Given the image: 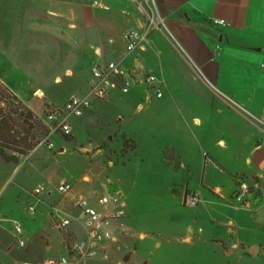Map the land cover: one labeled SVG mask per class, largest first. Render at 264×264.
<instances>
[{
  "label": "rangeland",
  "instance_id": "374dc122",
  "mask_svg": "<svg viewBox=\"0 0 264 264\" xmlns=\"http://www.w3.org/2000/svg\"><path fill=\"white\" fill-rule=\"evenodd\" d=\"M27 5L32 9L41 3L0 0V80L8 89L17 92L9 89L18 102L44 122L46 115L62 109L71 95L80 96L81 92L71 86L66 72L71 70L81 82L78 72L79 69L86 70V65L80 66L73 45L62 43L63 48L59 51L58 45L55 51L52 36L30 27L32 23L33 26L39 23L19 20L20 14L13 11ZM163 52L172 54L175 50L166 45ZM137 57L141 77L152 75L158 81L169 73L165 68L168 66L160 64L154 53ZM172 61V67L184 68L177 57H172ZM154 64L161 66L162 72L160 68L152 70ZM122 66L129 74L134 68L133 64ZM178 71L177 78L168 76L161 85L163 99L156 96L158 84L148 96L147 86L129 76L132 88L128 94L114 90L96 111L79 118L72 117L73 136L66 138L59 133L50 136L53 150L42 142L28 156L21 158L18 165L0 159V238L3 248L13 242L11 253L2 251L0 254V264L44 261L15 255L24 250L16 242L13 226L16 222L22 226L27 247L31 245L28 238H35L37 247L42 246L44 259L66 257L71 264H77L67 249L83 235H76L75 226L59 230L56 222L69 218L83 225L85 220L74 208L73 200L82 197L90 206L101 209L97 201L105 194V186L110 193L121 195L126 203V216L111 225L114 237L106 243L108 259H103L101 253L96 258L82 260L81 264H264V251L258 256H249L228 249L234 240L233 232H236L235 226L229 224V218L235 216L233 209L211 201L196 215L194 210L184 208L179 199L172 197V183L182 182V175H176L169 166L162 165L164 155L158 150L165 143L163 122L168 114L154 111L146 114L145 107L148 101L155 105L175 100L170 92L174 85L171 81L176 80L184 87L186 83L180 79L191 81L188 76H180L182 70ZM57 76L61 82L54 81ZM176 91L179 90L176 88ZM178 96L176 94L179 101ZM141 106L144 109L139 112ZM175 113V117L181 118L178 112ZM133 140L138 144L134 151L130 148L135 144ZM194 159L198 161L197 156ZM172 166L178 168L175 164ZM64 180L73 189L62 194L57 188ZM36 188L44 191L41 204L32 214L28 212V206L37 204L36 198L32 197ZM191 229L195 236L193 242H183ZM217 235L224 236L223 243L227 248L217 245L215 240L220 239L215 238ZM46 246L50 251L47 248L44 251Z\"/></svg>",
  "mask_w": 264,
  "mask_h": 264
},
{
  "label": "crops",
  "instance_id": "0c3cea01",
  "mask_svg": "<svg viewBox=\"0 0 264 264\" xmlns=\"http://www.w3.org/2000/svg\"><path fill=\"white\" fill-rule=\"evenodd\" d=\"M35 1L41 5L32 9H29V5L25 8L20 6L13 13L20 14L19 20L30 19L39 23L36 27L32 23L30 27L52 36L55 51L58 45L59 51L63 48L62 43L76 48L80 66L86 65V70L79 69L81 82L76 80L71 70L66 74L71 86L81 92L80 96L88 91L94 64H133L132 70L141 74L137 69V56L140 55H157L160 64L162 62L164 67L168 66L165 67L169 71L165 79L168 76L177 78L178 70H182L181 77H190L191 81L187 77L180 79V82L186 83L185 87L176 80L171 81L174 85H171L170 92L175 99L172 103L168 101L152 105L148 101L145 107L146 114L150 111L168 114L163 122L165 143L158 150L170 156L167 160L162 159V165L166 168L169 166L176 175H182V182L172 183V197L179 199L183 206L182 199L187 192H200L202 203L192 209L196 215L203 210L204 204L211 201H218L221 206L233 209L235 216L229 218V224L235 226L236 232H233L234 240L229 243L228 249L240 251L236 246L241 244L260 246L258 255L262 254L264 0H99L110 10L94 7L96 0ZM153 2L165 20V26L153 29L147 40L129 52L125 33L131 29L141 33L146 31ZM215 20L230 25L218 26L214 24ZM166 45L175 52L164 54ZM172 57H177L184 68L172 67ZM155 66L152 70L160 68L162 72L161 66ZM75 70H78V66H75ZM165 79L157 81L155 78V84L159 86L156 89L162 95L158 99L164 98L161 85L165 84ZM54 81L61 82V78L57 76ZM145 92L149 96L153 90L147 87ZM109 96L103 101H93L92 107L84 115L96 111ZM143 109L144 106L139 107V112ZM175 112L181 118L175 117ZM133 141L137 149L138 144ZM195 156L198 157L197 162ZM173 164L178 168H173ZM240 181L249 185L250 194L248 204L236 209L232 200ZM74 226L76 235H83V225L72 221L71 228ZM194 237L191 229L183 242L190 244ZM215 238H220L215 240L219 247L227 248L223 243L224 236L217 235ZM28 240L31 245L27 247L25 243L23 252L15 255L45 260L41 255L40 242L41 248H38L35 238ZM12 243L3 248L0 238V254L2 251L11 253ZM45 248L50 251L49 246L44 247V251Z\"/></svg>",
  "mask_w": 264,
  "mask_h": 264
},
{
  "label": "built area",
  "instance_id": "2783aa9c",
  "mask_svg": "<svg viewBox=\"0 0 264 264\" xmlns=\"http://www.w3.org/2000/svg\"><path fill=\"white\" fill-rule=\"evenodd\" d=\"M154 3V2H153ZM93 6L104 10H110V7L104 5L101 1L96 0ZM214 24L218 26L227 27L230 24L222 20H215ZM165 26V20L162 18L155 3L150 9L148 15V26L145 32L141 33L136 29H131L125 33V40L127 42V50L132 52L142 41L148 39L149 33L153 29ZM129 76L135 78L131 72H126L120 62L96 63L91 70V77L88 82V93L84 96L71 95L67 103L62 109L52 111L45 117L44 124L49 129V136L44 139L43 143L50 151L53 150L54 144L50 143V136L58 133L64 137L73 136V127L70 123L72 117H82L93 104V101L105 100L112 91L119 90L123 94H128L132 88V83L129 81ZM143 83L155 89V77L149 75L143 77ZM157 97H161V93L157 91ZM73 189L69 182H62L58 188L59 193H68ZM105 194L97 201L101 209L90 206L84 198H75L73 206L80 212L81 218L85 220L83 224V238L77 241L71 248L67 249L69 255L75 258L77 264H81L84 259L96 258L101 253L103 259H108L106 243L111 241L114 237L111 225L114 222H119L126 216L125 202L122 200L120 194L110 193L108 187L105 186ZM43 188H36L32 193V197L36 198L37 204H30L28 212L34 214L37 205L41 204V196ZM250 194V187L246 182L240 181L238 189L233 196V204L236 209L245 207L248 204V197ZM183 205L186 208H196L202 203V197L198 191H190L183 197ZM72 224L71 219L66 218L56 222V227L59 230L68 229ZM14 231L16 242L19 248L25 247L23 240V229L19 222L14 223ZM24 264H71L66 257L58 259H45L41 262H25Z\"/></svg>",
  "mask_w": 264,
  "mask_h": 264
},
{
  "label": "trees",
  "instance_id": "16d2710c",
  "mask_svg": "<svg viewBox=\"0 0 264 264\" xmlns=\"http://www.w3.org/2000/svg\"><path fill=\"white\" fill-rule=\"evenodd\" d=\"M49 136L44 122L0 81V159L18 165ZM68 138V137H66ZM125 147L128 145L125 143ZM134 151L135 144L130 146ZM169 159L167 152L164 159ZM129 256L126 257V261Z\"/></svg>",
  "mask_w": 264,
  "mask_h": 264
},
{
  "label": "water",
  "instance_id": "95a60500",
  "mask_svg": "<svg viewBox=\"0 0 264 264\" xmlns=\"http://www.w3.org/2000/svg\"><path fill=\"white\" fill-rule=\"evenodd\" d=\"M131 74L139 79L140 81H143V77H141V74L137 70H132ZM243 254L249 255V256H258L260 252V246H246V245H239L236 246Z\"/></svg>",
  "mask_w": 264,
  "mask_h": 264
}]
</instances>
